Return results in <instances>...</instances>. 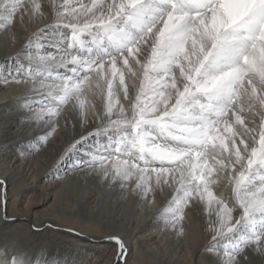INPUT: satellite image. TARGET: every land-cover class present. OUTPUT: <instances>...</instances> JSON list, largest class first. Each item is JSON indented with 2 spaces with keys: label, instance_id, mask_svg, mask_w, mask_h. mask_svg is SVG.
Instances as JSON below:
<instances>
[{
  "label": "snow or ice",
  "instance_id": "6c2138e0",
  "mask_svg": "<svg viewBox=\"0 0 264 264\" xmlns=\"http://www.w3.org/2000/svg\"><path fill=\"white\" fill-rule=\"evenodd\" d=\"M26 14L50 22L0 79L29 86L39 140L68 109L81 127L99 121L66 149L106 141L76 167L150 204L167 193L159 218L178 235L199 207L215 264L264 255V0H0V27ZM106 239L128 264L124 239ZM0 264L49 262L0 246Z\"/></svg>",
  "mask_w": 264,
  "mask_h": 264
},
{
  "label": "bare ground",
  "instance_id": "6f19581e",
  "mask_svg": "<svg viewBox=\"0 0 264 264\" xmlns=\"http://www.w3.org/2000/svg\"><path fill=\"white\" fill-rule=\"evenodd\" d=\"M45 22L50 21H30L26 14L22 22L18 15L10 28L0 27V76L15 75L17 54ZM28 88L0 79V179L7 186V203L0 202V246L49 264H112L116 249L106 237L118 234L129 249L128 264H215L216 256L205 251L210 236L199 207L186 209L184 232L178 235L159 218L167 193L150 204L109 185L91 169L76 167L89 145L106 141L89 137L83 147L66 149L99 121L81 127L68 109L57 131L41 142L45 130L25 108ZM95 103L102 107L99 99ZM247 251L245 264H264V255Z\"/></svg>",
  "mask_w": 264,
  "mask_h": 264
}]
</instances>
